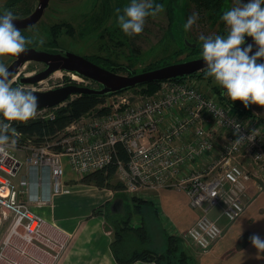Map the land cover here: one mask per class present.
<instances>
[{
	"label": "built area",
	"instance_id": "2783aa9c",
	"mask_svg": "<svg viewBox=\"0 0 264 264\" xmlns=\"http://www.w3.org/2000/svg\"><path fill=\"white\" fill-rule=\"evenodd\" d=\"M20 73L12 81L28 77ZM161 85L154 98L128 92L106 98L101 107L107 114L83 117L54 140L46 136L37 141L21 130L9 131V141L0 145V264H25L32 258L37 264L59 262L71 236L42 211L55 196L72 192L65 182V161L86 175L108 167L117 144L130 155L128 164L118 161L125 192L169 186L183 190L191 208L201 211L184 238L203 253L211 250L223 231L208 211L223 203L222 215L230 222L243 214L241 195L247 182L264 178V134L233 114L216 94L202 93L190 77ZM38 88L31 90L45 92ZM63 105L39 109L33 120H54ZM237 135L244 136L239 143ZM22 158L35 171L33 179L21 175ZM188 168L191 172L186 173Z\"/></svg>",
	"mask_w": 264,
	"mask_h": 264
},
{
	"label": "rangeland",
	"instance_id": "374dc122",
	"mask_svg": "<svg viewBox=\"0 0 264 264\" xmlns=\"http://www.w3.org/2000/svg\"><path fill=\"white\" fill-rule=\"evenodd\" d=\"M129 2L130 0H50L42 19L32 28L23 29L21 32L26 37L31 38V42H28L31 45L62 47L116 74L130 76L133 73H141L151 67L174 63L186 58H194V52L184 45V38L188 37L189 40L200 42L199 37L201 34L210 35L214 38L215 35L220 34L222 26L225 27L223 29L229 30V26L220 17L224 11L235 6L238 0H219L215 6H213L214 0H158V2L163 3L164 9L154 17H147L144 30L131 37L126 35L120 28L115 11L117 8L123 10L124 6ZM246 2L247 0H242V3ZM7 4L17 5L14 12L17 13V16H23L34 11L37 0H0V6H6ZM193 13H198L196 23L188 32H185L183 23ZM41 41L43 42L41 43ZM196 52H199V50H196ZM200 56L201 54L198 53L195 57L199 58ZM259 59L264 60V58ZM11 62V57L5 54L0 55V63L10 66ZM42 67L40 63L30 61L23 66L20 70L21 73H19L21 76L28 75V77H32L41 72ZM205 70L200 71V75L190 77L191 81L197 82L202 93L207 96L222 95V86L213 77L205 76ZM56 72L59 73L55 74ZM56 72L51 74L49 78L41 80L42 82L39 81V84L24 86L27 89L39 87L38 89L41 91L70 84L100 88L98 84L92 81L80 80L75 82L71 78L70 72L64 70ZM19 80L18 78L12 81L13 86L20 83ZM161 88L162 85L158 92H160ZM148 89V87L131 89L128 90L127 94L136 98L156 95L157 89L153 93H148ZM78 96L80 95H73L71 99L64 102L62 107L68 106L71 102L70 100ZM224 99L228 105L230 104V106L234 107L236 110L234 111L235 115H239L248 123L250 122L253 127H258L264 134V105L251 104L250 106H245L240 100L233 101L226 93ZM105 101L106 99L85 116H98L107 112L108 109H102L101 107ZM99 111L101 112L99 113ZM0 120H6V118L0 115ZM29 121H12L11 124L16 130L18 126ZM249 170L255 172L252 166H249ZM194 173H200V170ZM217 173L218 170H215L213 174ZM117 179L115 178L114 181L117 182ZM65 182L67 184L72 183V181L67 182L66 177ZM252 182L256 183L255 185L260 192L264 189L263 176L259 180L253 178L249 184ZM100 190L95 186L87 187L81 197L90 202L88 214L86 210L81 212V208L75 210L72 214L74 215L73 217L83 215L76 225L77 227L79 224L82 226L75 227L77 230L80 229V231L85 228L89 233L91 230L92 240H98L105 229V225L112 224L110 215L114 201L106 204L105 199H102L104 193ZM105 191L110 195H112L110 191L115 195L118 194L117 198H122L125 204L131 208L135 206L136 194H120L119 196V193L116 194L115 191L108 189ZM51 207H53V203H51ZM154 207L159 213V222H157L156 226L160 232L163 228L165 232L174 235L182 243L184 241L196 246L189 238H181L175 235L174 228L171 226L172 223L163 218L156 205ZM49 210L50 208H46L47 213ZM88 223H90V230L86 227ZM61 224L65 225V223ZM4 231L5 228L2 229L1 233H4ZM25 264H37V259L27 260Z\"/></svg>",
	"mask_w": 264,
	"mask_h": 264
},
{
	"label": "clouds",
	"instance_id": "9594fccd",
	"mask_svg": "<svg viewBox=\"0 0 264 264\" xmlns=\"http://www.w3.org/2000/svg\"><path fill=\"white\" fill-rule=\"evenodd\" d=\"M164 9L158 0H130L121 10L117 8L116 19L128 36L144 30L145 20L156 16ZM17 13L11 9H0V55H16L25 50L30 37L22 34L16 26ZM198 13L188 16L183 29L188 32L196 23ZM229 30L226 36L201 34L202 57L206 62L205 76L213 77L222 86V91L233 101L240 100L245 106L264 105V0H247L224 11L220 17ZM251 36L259 45L252 52V45L246 43ZM43 41H41L42 43ZM38 97L22 83L12 84L9 67L0 63V145L9 141V131L15 132L12 121H29L37 115ZM239 134L240 126L234 127ZM244 138L237 135L236 143ZM15 143L14 139L12 141ZM257 249L264 251V238L258 234L251 237Z\"/></svg>",
	"mask_w": 264,
	"mask_h": 264
},
{
	"label": "crops",
	"instance_id": "0c3cea01",
	"mask_svg": "<svg viewBox=\"0 0 264 264\" xmlns=\"http://www.w3.org/2000/svg\"><path fill=\"white\" fill-rule=\"evenodd\" d=\"M22 160L21 175L29 174L30 179H33L36 175L35 171L30 168L24 158ZM65 168L67 182L72 181L71 184H68L72 192L55 196L52 202L53 207H50L49 212L47 213L46 209L42 211L47 219L56 222L62 230L71 236L67 249L57 264H119L111 252V246L115 240L112 233L104 229L98 240H92L90 223L86 226L90 233L85 228L81 231L80 229L77 230L78 227L82 226L81 224L78 227L76 225L83 215L73 217L72 214L79 208L82 209L81 212L86 210L88 214L90 202L81 195L89 186L79 183L82 175L78 174L67 161H65ZM190 170L191 168H188L185 171L188 173L191 172ZM34 182L32 180V183ZM250 182H247L249 188L244 190L241 195L245 210L235 222H230L222 215L223 203L209 209V216L218 222L223 231L222 237L209 252L203 253L192 243L183 241L185 251L193 258L194 264H264V251L257 249L251 240L254 234L264 238V189L260 192L255 185L256 183L249 184ZM32 189L36 190L34 186ZM105 190H100L104 193L102 199H105V203L115 201L116 195L111 191L112 195H110ZM42 192L43 196H46L44 187H41V195ZM136 196L153 202L163 218L172 223L171 226L174 228L175 235L181 238H184V235L201 214L200 210L191 208L189 198L183 190L172 186L159 190H143ZM134 220L138 222L137 219ZM61 223H65V225ZM132 264L155 263L137 261Z\"/></svg>",
	"mask_w": 264,
	"mask_h": 264
},
{
	"label": "trees",
	"instance_id": "16d2710c",
	"mask_svg": "<svg viewBox=\"0 0 264 264\" xmlns=\"http://www.w3.org/2000/svg\"><path fill=\"white\" fill-rule=\"evenodd\" d=\"M214 1L215 2H213V6H215L219 2V0ZM190 41L195 42L191 39ZM190 50L194 52V58H186L184 60L197 58L195 57L197 55L196 49ZM184 60H179L174 63ZM165 65L156 66L154 68L151 67L143 72L157 69ZM135 74L139 73H133L131 75ZM194 75H200V73ZM194 75H191L189 77H194ZM184 78L187 77L177 78L175 80L180 81ZM162 83L163 82H155L151 84L141 85L132 89L148 87V93H153L157 89V91L155 92V94H157ZM128 90L122 91L120 93L129 92ZM113 95H80L77 98L70 100L71 102L70 104H68V106L61 107L57 111V115L54 120L31 119V121L18 126L17 129L21 130L24 134L29 135L30 137H37V141L38 139L42 140L46 136L49 139L56 138L59 135L63 134L68 126L77 122L82 117H86L85 115L94 110L97 105L102 104V102L106 98ZM155 96L156 95L150 97L154 98ZM224 96L225 93L222 91V95H219L218 98L223 103H225V105L229 109H231V112L233 114H236L234 112L236 110L234 109V107L230 106V104L228 105L226 103ZM100 112L101 111H99V113ZM107 113L108 111L103 114ZM129 160L130 155L126 147L122 144H117L116 156H114L111 164L104 169L82 175L79 183L87 186H95L101 190H112L115 191L116 194L119 193V196L120 194L130 195V193L125 192V185L119 179H117L118 161H122L123 163L128 164ZM115 178L117 179V182L114 181ZM139 193L140 192L135 194ZM117 195L116 200L112 203L111 207H113V204L118 201L123 204L122 208L119 212H112L110 215L112 224L105 225L106 231L112 233L115 238L111 246V252L113 258L117 263L132 264L137 261H142L154 262L155 264H194L193 258L186 253L182 241L177 239L174 235H170L169 233L165 232L162 227V229L160 228V232L159 228L156 226L157 222H159V213L154 207L155 204L153 202L144 200L143 198H139L136 196L137 199L135 200V206L131 208L129 205L125 204L122 198H117ZM134 219H137L138 222H136Z\"/></svg>",
	"mask_w": 264,
	"mask_h": 264
},
{
	"label": "water",
	"instance_id": "95a60500",
	"mask_svg": "<svg viewBox=\"0 0 264 264\" xmlns=\"http://www.w3.org/2000/svg\"><path fill=\"white\" fill-rule=\"evenodd\" d=\"M49 2L50 0H38V6L35 12L26 18H16V26L20 30L33 27L41 20ZM225 33H222L221 36H224ZM184 42L190 49H197L199 46L202 48V42H192L187 37L184 38ZM248 44L252 45V52H255L259 47L251 36H246V43L243 46H247ZM5 55L14 59V62L9 66V71L12 74V80L15 79L27 62L36 61L47 65V68L44 71H41L35 76L21 77L19 81L23 85L36 84L41 80L49 78V76L54 72L64 70L86 78L98 84L100 87L90 88L70 84L45 92L34 91L35 95L38 97V110L58 106L59 104L71 99L73 95L108 96L141 85L189 77L206 69V62L203 60V57H201L168 64L157 69L131 76H124L116 74L100 65H97L85 57L71 52H66L65 55L49 54L33 48H25L24 51L16 55ZM122 205L123 204L118 201L115 202L112 207V212H119Z\"/></svg>",
	"mask_w": 264,
	"mask_h": 264
},
{
	"label": "flooded vegetation",
	"instance_id": "af4514ba",
	"mask_svg": "<svg viewBox=\"0 0 264 264\" xmlns=\"http://www.w3.org/2000/svg\"><path fill=\"white\" fill-rule=\"evenodd\" d=\"M50 3V2H49ZM17 5H12V4H7L6 6H0V9H11L12 11H14V10H16V7ZM37 6H38V0H37V5H36V8L34 9V11L33 12H35V10L37 9ZM47 9V8H46ZM45 9V10H46ZM33 12H31V13H29V14H26V15H23V16H17V18H26V17H28V16H30ZM44 13H45V11H44ZM44 15V14H43ZM43 17V16H42ZM42 19V18H41ZM36 25V24H35ZM34 25V26H35ZM30 28H32V27H30ZM222 28V30H221V32H220V34L219 35H221L222 33H225V35L224 36H226L227 35V32H228V30H226V29H223V28H225L224 26L223 27H221ZM27 29H29V28H27ZM202 41H200V42H198V43H201ZM25 48H33V49H36V50H39V51H44V52H47V53H49V54H62V55H65L66 54V52H71V51H69V50H67V49H65V48H62V47H50V46H47V47H45V46H38L37 44H33V45H31V44H29V43H26V47ZM196 50H199V52H197V54L198 53H202V48L199 46ZM202 57V55L199 57V58H201ZM14 62V59L12 58V62H11V64ZM38 63H40L43 67L41 68V70L40 71H44L46 68H47V65L46 64H44V63H41V62H38ZM10 64V65H11ZM9 67V66H8ZM40 73V72H39ZM74 76H77V75H74ZM73 75L71 76V78L73 79V77H74ZM74 80V79H73ZM75 81V80H74ZM76 82V81H75Z\"/></svg>",
	"mask_w": 264,
	"mask_h": 264
},
{
	"label": "bare ground",
	"instance_id": "6f19581e",
	"mask_svg": "<svg viewBox=\"0 0 264 264\" xmlns=\"http://www.w3.org/2000/svg\"><path fill=\"white\" fill-rule=\"evenodd\" d=\"M59 72H56L55 74H58ZM73 79L76 81V82H79L80 81V77L79 76H74L73 77ZM40 82H42V81H40ZM39 82V83H40ZM39 83H37V84H39Z\"/></svg>",
	"mask_w": 264,
	"mask_h": 264
}]
</instances>
